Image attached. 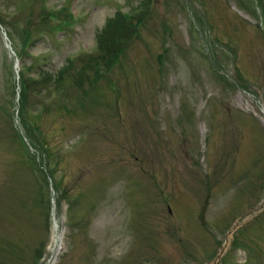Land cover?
Segmentation results:
<instances>
[{
  "label": "rangeland",
  "instance_id": "obj_1",
  "mask_svg": "<svg viewBox=\"0 0 264 264\" xmlns=\"http://www.w3.org/2000/svg\"><path fill=\"white\" fill-rule=\"evenodd\" d=\"M143 1L0 0V264H264V0Z\"/></svg>",
  "mask_w": 264,
  "mask_h": 264
},
{
  "label": "trees",
  "instance_id": "obj_2",
  "mask_svg": "<svg viewBox=\"0 0 264 264\" xmlns=\"http://www.w3.org/2000/svg\"><path fill=\"white\" fill-rule=\"evenodd\" d=\"M144 5L148 6L149 4L148 2L142 0V7H145ZM66 8L67 7L64 6V10L57 8L49 12L41 11L39 15V19L44 20L45 17L58 19L59 22L56 24V26H58V28H61L62 26H64V24L68 22L70 18V13L65 10ZM61 15H64V16L59 17ZM3 21L4 23L6 22L5 20L0 18V22L3 23ZM139 21H140L139 16H137L136 21H133L132 19L127 18L126 13L120 12V11H117L113 16L108 17L107 22H105V26L101 27V29L97 32V36H96L97 39H96V45H95L94 51L96 50L98 52H96V54L93 55V58H97L99 59V61L95 60L94 63L98 64L100 61L101 62L104 61V64H106V68L109 69L111 67V64H113V62H115L118 59L119 53L123 51L125 45L127 44V41L136 35V25ZM28 38L29 36L26 37V39ZM34 39L35 37L32 36V38L28 40L34 41ZM28 44L29 43L27 42L24 48H26V45ZM25 51L27 52V50ZM88 53H92V52H88ZM20 55H22V53ZM73 62L74 60H72V58L67 57L66 63L63 64L62 68L58 71L62 73L63 70L66 69L67 67H70L71 64H73ZM97 71L100 72V69L98 68ZM57 78H61V77L58 75ZM20 84L24 85L22 84V82H20ZM26 98H27V93L21 86L20 91H19L20 108L22 112L21 121H22V125H24V127L29 131V128L31 126L26 125V120H25L26 117L24 116L25 113H23L24 108H25ZM26 134L32 135L33 133L26 132ZM45 144L46 143L44 142H40L39 150L42 151V155L44 153L45 158H46L50 150L47 146H45ZM39 169L42 171L40 166H39Z\"/></svg>",
  "mask_w": 264,
  "mask_h": 264
},
{
  "label": "bare ground",
  "instance_id": "obj_3",
  "mask_svg": "<svg viewBox=\"0 0 264 264\" xmlns=\"http://www.w3.org/2000/svg\"><path fill=\"white\" fill-rule=\"evenodd\" d=\"M55 227H57V226H55ZM54 238H55V242H56V246H55V249H57L58 248V239H59V235L57 236V237H55L54 236Z\"/></svg>",
  "mask_w": 264,
  "mask_h": 264
}]
</instances>
